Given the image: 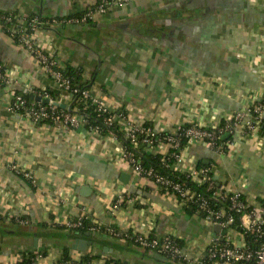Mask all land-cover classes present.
Instances as JSON below:
<instances>
[{"label": "crops", "instance_id": "obj_1", "mask_svg": "<svg viewBox=\"0 0 264 264\" xmlns=\"http://www.w3.org/2000/svg\"><path fill=\"white\" fill-rule=\"evenodd\" d=\"M97 2L0 0V14L36 17L33 39L43 52L79 70V81L109 109L156 129L223 123L264 96V0H126L87 23L60 21ZM53 88L52 77L0 20V264L36 252L39 264H72L85 255L95 264H178L107 227L169 234L191 258L203 259L213 228L121 164L118 141L82 124L34 123L5 113L10 94ZM61 101L68 106L66 97ZM260 126L252 134L236 132L223 152L197 143L186 157L207 165L216 182L264 202V117ZM119 194L133 202L116 205ZM78 217L99 231L73 232L67 222ZM233 237L242 242L236 232ZM76 239L86 240L84 250Z\"/></svg>", "mask_w": 264, "mask_h": 264}, {"label": "built area", "instance_id": "obj_2", "mask_svg": "<svg viewBox=\"0 0 264 264\" xmlns=\"http://www.w3.org/2000/svg\"><path fill=\"white\" fill-rule=\"evenodd\" d=\"M124 1L126 0H100L93 8L82 14L62 18L60 21L87 23L95 12L102 13L108 7ZM0 20L5 32L24 45L36 58V62L42 66L43 72L52 77L53 89L60 91L58 98L51 97L48 89L31 93L34 96L48 98L47 103L35 99L28 100L21 93L14 92L6 100L7 111L28 118L34 123L50 122L63 127H76L82 124L90 133L118 141L121 149L119 153L121 164H126L148 185L157 189L164 188V192L171 194L178 201L190 200L196 206L195 212L209 227L219 225V230H213L207 242L205 257L197 260L191 258L182 248L179 240L169 234L162 236H149L146 233L129 234L112 227L105 229L107 233L122 240H130L133 244L150 249L178 264H264V202L255 195L245 194L242 189L232 190L224 182H216L207 165H198L193 160L189 161L185 154L188 146L197 143L223 152L232 143L236 132L246 135L258 131L264 117V96L245 108L232 112L223 123L212 125L189 123L180 125L174 130H166L136 122L122 109L111 110L100 98L83 89L81 98L87 99L97 115L102 118V125H92L84 115L77 113V107L74 106L71 110L73 92H77L78 89L72 85L70 78L63 74L64 67L58 65L54 55L43 52L34 42L33 33L38 28L39 20L36 17L23 18L14 14H0ZM52 21L56 20L52 19ZM65 97L68 99V106L61 101ZM113 126L122 132L123 139H119L111 131L102 133L104 127L108 129ZM225 133L229 136L222 140ZM125 141L128 142L127 145ZM140 144H146L152 153L166 154L165 160L172 158L173 164L166 166L181 172L185 181L175 180L170 175L158 173L152 168H143L134 157V152L138 150ZM165 160L163 159V165L166 164ZM11 168L15 169V166L12 165ZM187 181L196 189L201 188L205 192L193 190L185 183ZM124 199L133 202L134 198L128 194H119L116 205ZM83 219L78 217L75 221L67 222V226L79 227ZM99 229L98 224L91 227V231H99ZM235 232L242 237L241 243L235 242L233 237ZM28 258V264H39L42 254L36 252ZM85 264H95V262L90 260Z\"/></svg>", "mask_w": 264, "mask_h": 264}, {"label": "trees", "instance_id": "obj_3", "mask_svg": "<svg viewBox=\"0 0 264 264\" xmlns=\"http://www.w3.org/2000/svg\"><path fill=\"white\" fill-rule=\"evenodd\" d=\"M99 1L100 0H98V2ZM62 72L66 77L70 78L72 85L78 89L77 92H73V102L71 103V110H72V107L75 106L78 108L77 113L84 115L90 124L102 125V118L99 115H97V113L93 109V106L91 105V103L87 99L81 98V91L83 89L88 90V85H87V83H81L79 81V70L74 69L70 66H66L62 69ZM48 92H49L50 96L53 98H58L59 94H60V91L57 89H51V90L48 89ZM21 94L28 100L33 99L32 96L28 93H21ZM107 131H111L115 135H117V137L119 139H123L122 138V132H120L116 126H113L112 128L110 127L108 129L104 127L102 129L103 134L107 133ZM220 142H221V140H220ZM124 143L126 145L128 144V142L126 143V141ZM134 157L142 165L143 168H152L154 171H156L158 173L170 175L175 180H178L181 182L185 181L184 175L181 172L166 166V165L173 164L174 161L172 158H167L165 160V158L167 157L166 154L164 155L163 153H160V152L152 153L146 144H140L139 145L138 150L134 152ZM162 158L166 162L165 165H163V159ZM197 164L198 165H204L201 162H198ZM185 183L187 185H190L188 181ZM190 187L197 192H203V193L205 192L201 188L196 189L192 185H190ZM160 191H164V188H160ZM184 204H185L184 206H185L186 210H189L191 212H195L196 206L190 200H185ZM235 218H236V216H235ZM93 225H94V223L89 222L86 219H83V221L81 222L79 227L73 228V232L83 235L86 232H91V227ZM31 255H33V254H30L28 257H30ZM28 257L22 258L21 260H19L17 262V264H28V261H29ZM93 257L94 256H92V255H85L84 257L80 258L79 260H77V261L74 260L72 262L74 264H82L83 261H90ZM63 259H64V261L69 260V257L66 253L64 254ZM107 263L108 264H123V263L119 262L118 260H110L109 262L107 261Z\"/></svg>", "mask_w": 264, "mask_h": 264}, {"label": "water", "instance_id": "obj_4", "mask_svg": "<svg viewBox=\"0 0 264 264\" xmlns=\"http://www.w3.org/2000/svg\"><path fill=\"white\" fill-rule=\"evenodd\" d=\"M36 101H42L44 103H47L48 102V98H41L40 96H37V95H33V94H30ZM60 106H63L62 104H59ZM6 114H12V112H5ZM229 136L228 133H225L223 136H222V139H226L227 137ZM213 230L215 231H218L219 230V225H214L213 226ZM76 244H78L76 247L79 249V250H84L85 247H86V240H83V239H76ZM89 244H91L92 242L89 241L88 242ZM160 257H163V255L161 254H158Z\"/></svg>", "mask_w": 264, "mask_h": 264}]
</instances>
